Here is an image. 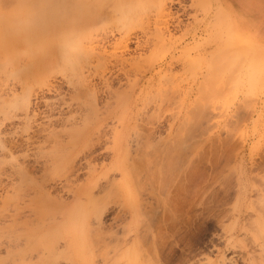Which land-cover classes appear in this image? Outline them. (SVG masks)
<instances>
[{
  "label": "rangeland",
  "instance_id": "rangeland-1",
  "mask_svg": "<svg viewBox=\"0 0 264 264\" xmlns=\"http://www.w3.org/2000/svg\"><path fill=\"white\" fill-rule=\"evenodd\" d=\"M1 31L0 264H264V1L0 0Z\"/></svg>",
  "mask_w": 264,
  "mask_h": 264
},
{
  "label": "bare ground",
  "instance_id": "bare-ground-1",
  "mask_svg": "<svg viewBox=\"0 0 264 264\" xmlns=\"http://www.w3.org/2000/svg\"><path fill=\"white\" fill-rule=\"evenodd\" d=\"M7 32H10V31H7ZM0 33L3 34V31H1ZM1 34H0V36H3ZM14 34H15V32H14ZM0 39H2V37ZM0 42H1L0 43V69L1 68L3 69L4 67H6L8 65H12V64L14 65V63L16 62L15 60L20 53V50H18V48H16V47L6 46V43H4V39H3V43L5 45L2 43V40H0ZM3 70H5V69H3ZM11 72H14V71H11Z\"/></svg>",
  "mask_w": 264,
  "mask_h": 264
},
{
  "label": "crops",
  "instance_id": "crops-1",
  "mask_svg": "<svg viewBox=\"0 0 264 264\" xmlns=\"http://www.w3.org/2000/svg\"><path fill=\"white\" fill-rule=\"evenodd\" d=\"M262 1H264V0H262Z\"/></svg>",
  "mask_w": 264,
  "mask_h": 264
}]
</instances>
